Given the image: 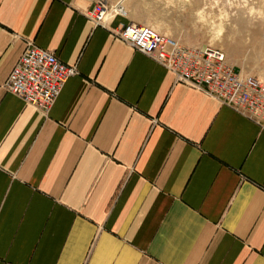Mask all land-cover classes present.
I'll use <instances>...</instances> for the list:
<instances>
[{"label":"crops","instance_id":"crops-1","mask_svg":"<svg viewBox=\"0 0 264 264\" xmlns=\"http://www.w3.org/2000/svg\"><path fill=\"white\" fill-rule=\"evenodd\" d=\"M0 0V264H264V127L88 16ZM33 40L78 73L51 109L4 83Z\"/></svg>","mask_w":264,"mask_h":264},{"label":"built area","instance_id":"built-area-1","mask_svg":"<svg viewBox=\"0 0 264 264\" xmlns=\"http://www.w3.org/2000/svg\"><path fill=\"white\" fill-rule=\"evenodd\" d=\"M112 10L98 3L88 16L96 25L107 26ZM117 14L126 16V12L114 11L113 15ZM115 34L173 71L177 81L204 91L264 127V82L236 70L223 49L196 48L133 20L117 28ZM77 73V65H68L54 52L26 40L25 49L9 73L4 89L48 112L67 79Z\"/></svg>","mask_w":264,"mask_h":264},{"label":"rangeland","instance_id":"rangeland-1","mask_svg":"<svg viewBox=\"0 0 264 264\" xmlns=\"http://www.w3.org/2000/svg\"><path fill=\"white\" fill-rule=\"evenodd\" d=\"M110 12L196 47H218L236 70L264 82V0H112Z\"/></svg>","mask_w":264,"mask_h":264},{"label":"bare ground","instance_id":"bare-ground-1","mask_svg":"<svg viewBox=\"0 0 264 264\" xmlns=\"http://www.w3.org/2000/svg\"><path fill=\"white\" fill-rule=\"evenodd\" d=\"M111 17V16H110ZM111 22V21H110ZM178 82H180V81H178ZM187 84V83H186ZM211 96V95H210Z\"/></svg>","mask_w":264,"mask_h":264}]
</instances>
